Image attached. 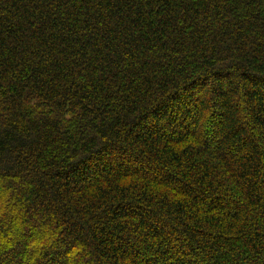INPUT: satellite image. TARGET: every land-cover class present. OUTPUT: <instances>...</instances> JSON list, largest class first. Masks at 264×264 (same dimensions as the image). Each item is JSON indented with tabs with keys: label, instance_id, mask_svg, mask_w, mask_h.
Here are the masks:
<instances>
[{
	"label": "trees",
	"instance_id": "obj_1",
	"mask_svg": "<svg viewBox=\"0 0 264 264\" xmlns=\"http://www.w3.org/2000/svg\"><path fill=\"white\" fill-rule=\"evenodd\" d=\"M0 264H264V0H0Z\"/></svg>",
	"mask_w": 264,
	"mask_h": 264
}]
</instances>
